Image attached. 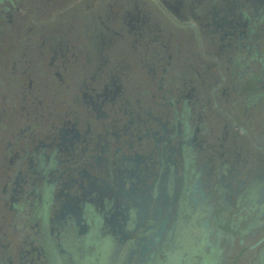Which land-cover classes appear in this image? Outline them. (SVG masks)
<instances>
[{
  "label": "flooded vegetation",
  "instance_id": "af4514ba",
  "mask_svg": "<svg viewBox=\"0 0 264 264\" xmlns=\"http://www.w3.org/2000/svg\"><path fill=\"white\" fill-rule=\"evenodd\" d=\"M159 1L0 0V264H264V0Z\"/></svg>",
  "mask_w": 264,
  "mask_h": 264
},
{
  "label": "rangeland",
  "instance_id": "374dc122",
  "mask_svg": "<svg viewBox=\"0 0 264 264\" xmlns=\"http://www.w3.org/2000/svg\"><path fill=\"white\" fill-rule=\"evenodd\" d=\"M219 1V0H216ZM242 1V0H240ZM147 2L149 4H147ZM238 0H226L224 3L219 4L218 11H220V15H226V18L229 17L228 13L234 14L235 6L237 5ZM144 3V2H143ZM145 7L147 8V11L149 12V16H152V18H155V20L161 23H165L167 26H171L172 29H178V25L181 27H184V29L190 28V22L193 20L190 18L182 19L180 16L185 17V14H183L182 11L178 12L181 15H176L174 13L175 11L171 10L170 8L164 6L159 0H146ZM134 12V10H131V12ZM231 14V15H233ZM195 22V21H193ZM52 26V25H51ZM56 26V25H55ZM208 37V36H207ZM213 34L210 33L209 37L212 39ZM247 80V79H246ZM244 86V84L242 85ZM259 103V104H258ZM256 105V109L263 108L264 101H259ZM3 231L9 232V228L4 227ZM178 239L180 240V243L182 244V247L178 248L176 251L178 253H181L182 251H185V248H192L191 251L197 246L195 241H192V230L191 228L186 225L185 222H180L178 225L177 230ZM11 236V233L9 232V237ZM14 236V235H13ZM15 238H13V241ZM89 248L87 245H89ZM87 246V248H85ZM84 250L74 251V257H75V264H122V257L124 256V250L119 246L118 244H114L112 241L108 239H101L97 238L96 235H92L85 246H83ZM56 250L48 251V256L50 259V264H65L63 261L60 260L59 256L55 252ZM2 252L0 251V254ZM213 257H210L204 264H212ZM169 261V260H168ZM167 263V261H165ZM164 263V262H163ZM162 263V264H163ZM151 264H159L156 261L152 262ZM165 264V263H164Z\"/></svg>",
  "mask_w": 264,
  "mask_h": 264
}]
</instances>
